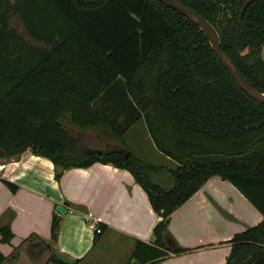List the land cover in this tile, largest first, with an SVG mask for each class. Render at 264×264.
Returning a JSON list of instances; mask_svg holds the SVG:
<instances>
[{
	"label": "trees",
	"instance_id": "1",
	"mask_svg": "<svg viewBox=\"0 0 264 264\" xmlns=\"http://www.w3.org/2000/svg\"><path fill=\"white\" fill-rule=\"evenodd\" d=\"M178 1L216 28L223 52L264 93V0L243 15L247 0ZM15 15L25 37L12 29ZM139 121L156 151L176 165L167 171L170 189L151 179L163 168L128 149L86 142L85 132L102 125L121 140ZM28 150L53 162L58 181L96 163L133 175L161 218L153 244L135 243L136 264L205 248L181 247L169 225L211 177L232 183L264 216V105L237 85L195 24L156 0H0V159ZM61 222L57 215L52 221V242ZM98 228L96 237L106 229ZM13 237L9 223L0 226L3 243ZM29 239L34 262L49 252L47 263L63 264L51 243L31 236L22 244ZM226 244V264H264V221ZM17 252L0 251V264Z\"/></svg>",
	"mask_w": 264,
	"mask_h": 264
},
{
	"label": "crops",
	"instance_id": "2",
	"mask_svg": "<svg viewBox=\"0 0 264 264\" xmlns=\"http://www.w3.org/2000/svg\"><path fill=\"white\" fill-rule=\"evenodd\" d=\"M87 132L88 145L101 150H125L122 143L135 133L141 137L132 142H151L144 121L136 123L121 140L104 125ZM55 173L52 161L29 150L0 160V226L9 223L14 236L7 244L0 238L1 253L9 257L24 240L38 236L76 264H136L131 261L135 243L153 244V230L161 218L133 175L100 163L71 168L59 181ZM4 181L17 185L18 191L12 193ZM58 206L66 208L65 216L56 212ZM56 215L62 222L58 239L52 242L51 225ZM263 221V214L232 183L211 177L173 213L169 225L181 247L205 248L155 264H226L232 251L226 243ZM93 224L106 228L99 237ZM50 257L46 255L45 262L26 263L20 253L4 264H56L47 263Z\"/></svg>",
	"mask_w": 264,
	"mask_h": 264
},
{
	"label": "water",
	"instance_id": "3",
	"mask_svg": "<svg viewBox=\"0 0 264 264\" xmlns=\"http://www.w3.org/2000/svg\"><path fill=\"white\" fill-rule=\"evenodd\" d=\"M163 4L164 6L175 10L180 15L187 18L190 22L195 24L201 32L208 38L209 44L217 56L220 63L223 65V67L228 71L230 76L235 80L237 85L254 101L257 103L264 105V93L260 92L253 86H251L246 79L240 74V72L237 70L235 65L232 63V61L227 57V55L223 52L221 48V38L216 30V28L204 17L199 15L196 11L193 9L187 7L182 2L178 0H156ZM255 0H247L244 8L242 10V15L246 8L252 4ZM56 212L60 216L66 215V208L63 206H58L56 208ZM167 245L170 247L171 242L169 240L166 241ZM54 256L63 264H76L75 260H72L68 258L67 256L60 254L58 252L54 253Z\"/></svg>",
	"mask_w": 264,
	"mask_h": 264
},
{
	"label": "rangeland",
	"instance_id": "4",
	"mask_svg": "<svg viewBox=\"0 0 264 264\" xmlns=\"http://www.w3.org/2000/svg\"><path fill=\"white\" fill-rule=\"evenodd\" d=\"M11 26L14 32H16L20 36H24L25 34L21 31L23 26L20 22V19L17 15L12 16L11 18ZM25 37V36H24ZM33 42H31L32 44ZM142 126V125H141ZM91 130V129H89ZM90 134L92 133L89 131ZM89 133L87 132V135ZM90 134L88 136H90ZM141 137L140 133H135L134 135H129L127 138H125V141L122 143L126 149H128L134 156L140 158L143 161H147L153 165H156L157 167L163 168L164 170L160 172L157 175L151 176V179L161 185L165 189H170L172 188L174 184V180L172 176L167 172L168 170L175 169L176 165L162 156L158 151H156L155 147L153 146L152 142L150 144L145 143V144H138V142H132L133 139ZM148 139H150L148 137ZM1 160V159H0ZM3 160V159H2ZM7 160V159H4ZM96 232V231H95ZM35 242V239H29L25 244H20L16 249L17 253L22 254V261L29 263V262H34L30 256H29V251H28V245ZM46 255L50 256V253L45 252L44 255L41 257L39 261L45 262L46 260ZM19 257V255H17Z\"/></svg>",
	"mask_w": 264,
	"mask_h": 264
},
{
	"label": "built area",
	"instance_id": "5",
	"mask_svg": "<svg viewBox=\"0 0 264 264\" xmlns=\"http://www.w3.org/2000/svg\"><path fill=\"white\" fill-rule=\"evenodd\" d=\"M91 227L96 231L97 234L101 233L100 229L98 228V225L93 224Z\"/></svg>",
	"mask_w": 264,
	"mask_h": 264
}]
</instances>
